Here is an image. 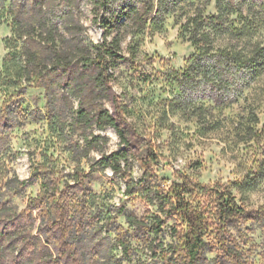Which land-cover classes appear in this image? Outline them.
Here are the masks:
<instances>
[{
    "label": "rangeland",
    "instance_id": "374dc122",
    "mask_svg": "<svg viewBox=\"0 0 264 264\" xmlns=\"http://www.w3.org/2000/svg\"><path fill=\"white\" fill-rule=\"evenodd\" d=\"M168 1L170 12H153L141 24L122 19L126 26L115 27L114 19L109 37L121 39L119 53L124 56L110 72L113 92L133 136L129 169L136 182L144 179L151 187L128 194L125 180L99 164L103 154L124 147L115 128L77 127L73 122L78 99L62 85L55 84L48 94L44 86L30 84L23 76L25 42L15 37V11L26 2L28 12L36 4L41 23L50 27L58 22L73 44L81 40V31L101 43L105 28L97 20L100 11L94 0H0L1 204L19 213L45 182L56 181L62 189L66 182L76 183L77 171L84 169L83 183L76 184L83 208L73 214L84 221L74 240L85 264H178L173 249L179 239L172 227L184 232L183 221L162 214L166 224L157 235L126 218L128 214L151 225L161 214L157 192L174 184L188 185L187 197L210 207L216 196L194 186L227 185L247 217H257L264 205V60L257 56L264 55V0ZM221 11L218 26H205L211 33L209 52L214 57H205L187 77L184 72L197 60L191 59L196 46L190 40L189 18ZM64 23L69 25L67 30ZM41 51L44 56V45ZM228 51L243 61L258 57L262 69L255 74L246 67L219 63ZM50 103L55 106L52 114ZM85 149L88 158L83 157ZM16 178L31 184L21 187ZM40 224L38 218L34 233ZM118 226L124 229L127 254L119 243ZM228 231L235 239V254L222 249L212 227L197 264H264V219L235 220Z\"/></svg>",
    "mask_w": 264,
    "mask_h": 264
},
{
    "label": "trees",
    "instance_id": "16d2710c",
    "mask_svg": "<svg viewBox=\"0 0 264 264\" xmlns=\"http://www.w3.org/2000/svg\"><path fill=\"white\" fill-rule=\"evenodd\" d=\"M120 1L94 0L95 7L100 11L97 20H100L105 28L104 41L101 43H94L84 31H81V40L73 44L65 35L68 31H61L58 22L50 27L41 23V11L36 12V4L28 12L26 2H22L15 11L17 21L15 37L24 39L25 42L21 52L25 63L23 76L30 84L44 86L48 94L55 84L62 85L66 93L78 99L79 107L74 112L73 122L77 127L115 128L124 147L111 154H103L99 164L103 168H110L115 177L119 176L125 180L128 194H136L148 191L151 187H148L144 179L136 182L129 169V160L134 148L133 136L113 92L111 82L114 75L110 72L115 62L124 59V56L119 53L121 39L116 36L110 41L109 37L114 29V19L115 27L126 26L124 23L121 24L122 19L141 24L147 21L151 13L162 11L167 13L172 7L168 0L157 2L124 0V5H120ZM219 8L223 10L221 3ZM229 10L230 13L235 12L233 9ZM101 12L105 15L101 16ZM222 18V11L217 15L206 16L199 13L189 18L188 25L192 27L190 40L196 46V53L191 59L197 60L184 72L187 77L192 76V71L200 68L205 62V57L208 59L214 57L209 52L213 42L211 33L205 26L213 24L216 27ZM63 25L65 30L69 28L67 23ZM41 45L46 49L44 56ZM222 54L218 62L226 63L228 67L230 65L239 66V69L246 67L248 72L255 74L262 69L263 63L258 58L261 56L260 58L264 60L261 53L257 55L258 57L246 61L229 51ZM105 102L110 103L111 107H107ZM51 103L48 105L49 114L55 110ZM95 139H98V136ZM85 140L90 143L87 136ZM89 155V150L85 149L83 157L88 158ZM149 158L152 160L156 157ZM149 163L144 166L149 168ZM86 175L84 169L77 171L76 183L66 182L62 189L56 181L45 182L37 197L31 199L26 209L19 213H11L0 200V264H85L74 240V236L83 231L84 221L76 219L73 213L83 208L77 196L76 184L83 183ZM16 180L21 187L31 184L30 181L17 178ZM194 187L206 195H215L214 205L210 207L208 204H195L187 197L190 193L188 185L179 183L174 184L168 191L157 192L161 200L159 204L161 214L156 215L151 225L126 215L131 225L149 228V231L157 235L163 232L166 224L162 214L178 217L183 221L186 224L184 232L178 233L175 225L172 227L179 239L173 249L178 264H197L206 249L207 236L212 227H216V239L222 245V249L229 254H235L232 247L235 239L229 233L228 227L235 220L258 219V216L264 219V205L260 207L257 217H247L245 209L238 203L227 185L197 183ZM36 210L37 215H34ZM121 214H125L123 209ZM38 218L41 224L34 233L33 228ZM115 230L118 231L119 243L127 254L129 246L122 237L124 229L118 226Z\"/></svg>",
    "mask_w": 264,
    "mask_h": 264
}]
</instances>
